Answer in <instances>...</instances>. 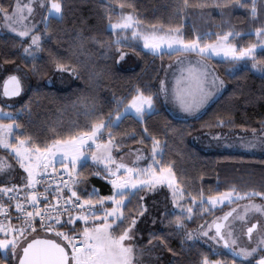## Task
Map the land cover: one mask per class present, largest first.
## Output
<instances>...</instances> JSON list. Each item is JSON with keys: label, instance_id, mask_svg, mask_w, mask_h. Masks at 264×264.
Segmentation results:
<instances>
[{"label": "snow or ice", "instance_id": "snow-or-ice-1", "mask_svg": "<svg viewBox=\"0 0 264 264\" xmlns=\"http://www.w3.org/2000/svg\"><path fill=\"white\" fill-rule=\"evenodd\" d=\"M126 6L134 7L119 0L117 4L105 5L108 21L105 28L111 30L112 36L108 41L100 42L101 48L107 53L114 47L118 53L117 62L127 55L123 46L135 38L142 39L144 48L154 54L163 51L195 54L199 59L195 66L189 64L187 71L195 83L197 99L194 104L181 100L186 112L199 108L213 92L224 86V81L208 63L217 56L222 55L230 61V67L226 69L229 76H235L243 67L245 73L259 74L264 78V60H258L256 54L258 49L264 50V22L245 33L236 31L230 24L232 11L239 7L247 10L252 22L261 20L259 10L264 8V0H250V3L244 0H201L194 5L201 9L202 14L212 9L219 11L222 19L218 27L221 30L214 34L215 39H208L213 35L211 31L197 32L192 39H185L182 27L166 30L155 24L145 27L138 14L124 10ZM187 7L188 0H184L183 8H178L177 14ZM37 8L40 10L38 20ZM64 12V0H27L26 3L16 0L8 8L0 5V17L3 19L0 27L16 35L18 39L13 46L22 49L25 60L33 61L29 68L32 73L43 71V66L36 61L49 36V23L63 20ZM41 24L43 29L37 31ZM129 31L131 37L126 35ZM253 32L255 42L246 46L239 43L238 37L252 35ZM78 39V47L83 50L84 37L78 34ZM91 39L95 41L97 38ZM249 60L250 65L247 63ZM50 62L62 73L78 75L81 70L77 64L61 62L55 57L50 56ZM177 62L182 63V58L178 56ZM19 71L17 67L4 78V97H16L24 91V77L16 74ZM98 75L95 71L89 72L90 78ZM160 83L158 93L146 95L137 88L135 95L123 107H120L123 101L117 100L116 108L107 117L93 120L85 124L84 130L55 138L43 147L34 143L31 137L13 136L14 130L22 128L11 119V112L0 107V117L9 121L4 123L0 119V147L8 153L7 157L0 156V174L16 172L17 165L22 170L19 182H12L14 177L10 175L7 182H0V264H12L17 257L19 264H150L157 257V246L167 247V236H158L150 231L147 242L137 244L138 225L149 213L146 195L165 186L169 190L172 207H165L159 213L160 223L181 235L182 245L195 243L197 239L204 240L205 244L211 241V254L222 257L210 260L204 255L200 264H264V219L249 220L253 214L264 217V203H256L253 199L258 197L264 201V191L249 189L241 192L233 185L223 191L210 188L208 191L213 194L207 196L203 188L193 194L174 171L175 164L164 162L166 141L150 135L147 127L143 128V135L136 142L143 145L150 139L149 155L145 156L142 148H129L124 154L121 141L133 139L136 132L119 133L117 138L113 129L133 112L142 122L145 112L154 110L157 96H167L164 81ZM232 123L230 117L217 119L220 126ZM251 131L252 135L247 139L242 137L238 143L225 144L224 147L264 152V121H261L259 134L255 128ZM105 135L106 139L103 138ZM215 138L219 141L224 137L216 133ZM89 155L93 165L100 168L95 175L103 173L104 179L111 184L110 195H101L94 186L80 188L86 179L81 168ZM129 156L130 162H126ZM143 160L147 163L141 166ZM141 191L143 195H139ZM236 200H246L247 203L229 208L222 216L204 221L195 230L187 228L188 222L197 216L208 215L217 210L218 205L232 204ZM152 223H156V217H152ZM77 224L80 225L78 229ZM38 230L55 234L61 242L38 236L33 239ZM244 238L246 242L242 245ZM168 251L174 250L168 247Z\"/></svg>", "mask_w": 264, "mask_h": 264}, {"label": "trees", "instance_id": "trees-1", "mask_svg": "<svg viewBox=\"0 0 264 264\" xmlns=\"http://www.w3.org/2000/svg\"><path fill=\"white\" fill-rule=\"evenodd\" d=\"M15 0H0V5L8 8ZM65 12L63 20H52L49 23V36L43 44V51L36 63L43 66L40 73L29 71L32 60H25L22 49L14 47L18 39L15 34L0 31V107L11 112V117L22 128L14 130V136L31 137L34 143L43 147L58 137H67L73 132L84 130L85 124L93 120L107 117L116 108L117 100H122L123 107L139 88L147 95L158 93L159 81L168 62L179 54L178 52L163 51L154 54L141 47L139 39H129L123 46L127 55L119 62L118 53L113 50L105 51L101 48V41H108L112 32L106 29L108 23L105 5L117 4L118 0H64ZM126 5L125 11H134L144 26L182 27L185 39H192L197 32H209L213 35L208 39H215V33L221 29V15L216 9L202 14L201 9L194 7L201 0H188L189 7L177 14L178 8H183L184 0H119ZM210 2V0H209ZM250 3V0H244ZM261 20L252 22L245 8L239 7L232 11L230 24L241 33L255 29L264 22V8L260 9ZM115 18V17H114ZM2 17H0V21ZM43 29L39 25L37 31ZM195 30V31H194ZM130 31L126 34L128 37ZM78 34L84 37V49L78 47ZM91 37L97 39L93 41ZM239 43L247 45L255 42L256 36L242 35L237 38ZM27 43V40L25 41ZM257 59L264 60V50H257ZM50 56L61 62L77 64L81 68L78 75L59 72ZM10 62V63H9ZM219 77L224 81L220 94L198 115L180 118L174 116L164 106L161 94L155 99L154 110L144 114L143 121L130 114L125 116L114 134L135 130L133 139L121 141L124 151L129 148L140 147L150 151L151 140L143 145L137 143L143 135V128L147 127L150 135L157 136L164 144L163 160L175 164L174 171L182 177L185 186L193 194L203 188L205 196L213 194L208 189L223 191L233 185L243 192L249 189L264 191V153H249L220 149H205L191 141V137L198 133L235 134L241 130L251 131L260 129L264 121V78L259 74L245 73V69L229 76L226 69L230 61L213 58L208 61ZM250 63V60L247 62ZM20 71L17 75L24 77V91L16 97L6 98L2 95L1 86L4 78L10 73ZM95 71L98 76L89 77V72ZM26 74V75H25ZM17 99L14 102H10ZM11 105V107H8ZM23 108L22 111H17ZM95 111H92V109ZM230 117L232 124L217 125L218 118ZM4 123L8 119L0 117ZM107 130H105L106 132ZM106 139V135L103 137ZM0 154L7 157L8 153L0 149ZM159 159V157H158ZM18 168V166H16ZM81 171L86 177L80 188L93 186L101 195L111 194V185L104 179L103 173L96 176L100 168L90 162L83 164ZM3 175L0 182H6ZM5 180V181H4ZM143 191L139 195H143ZM157 197L151 198L153 195ZM169 191L165 187L150 192L145 197L149 211L147 225L143 231L138 229L137 244H145L149 232L167 236V247L157 246V257L150 264H200L204 255L210 260L218 258L212 255L210 247L201 241L187 242L182 245L181 235L174 233L173 228L161 224L159 213L167 206ZM260 200V198H253ZM236 200L232 207L236 205ZM131 207V205H129ZM170 208V206H168ZM221 209V208H220ZM217 210L208 215L197 216L187 224V228H194L202 221L211 217ZM156 217V223H152ZM146 217H143L145 219ZM141 219V220H143ZM80 227L77 224V229ZM142 237V238H141ZM168 247L174 251L169 252ZM0 255H2L0 253ZM11 261V257L9 256ZM148 258H146L147 260ZM229 261L232 257L228 256ZM15 264V261L12 262Z\"/></svg>", "mask_w": 264, "mask_h": 264}, {"label": "rangeland", "instance_id": "rangeland-1", "mask_svg": "<svg viewBox=\"0 0 264 264\" xmlns=\"http://www.w3.org/2000/svg\"><path fill=\"white\" fill-rule=\"evenodd\" d=\"M21 2L23 3H26L27 0H21ZM16 3V0L14 1V4ZM40 18V10L39 8H37V14H36V19L38 20ZM3 24V19L0 21V25ZM0 31L3 32V31H8V29L6 28H2L0 27ZM11 33V32H10ZM254 33V32H253ZM14 34V33H13ZM129 37H131V32L129 33ZM136 39H139V41L141 42V47L148 51V52H151L153 53L152 51H150L149 49H146L144 48V43H143V40L140 39V38H136ZM164 47V46H162ZM168 52V51H167ZM181 57L182 58V63L181 62H177V57ZM216 59H224L223 56H217L215 57ZM198 60V57L193 55V53H182V54H179L177 55L176 57H174L170 62H168L165 66V71H164V75H163V79H164V86L166 87L167 89V95L170 96L171 93H173V95L175 94V90L174 91H171V87H173L171 85V81H170V78L173 80V85L174 87L182 90V87L184 85V83H181V81L186 78V82L188 83L189 81L192 82V79L190 77V74L189 72L187 71L188 69V66L189 64L193 65V61L196 63V61ZM249 65L251 64V61L250 63H248ZM171 76V77H170ZM189 80V81H188ZM164 87V88H165ZM223 89V87H222ZM185 102H189L190 101V97L188 96H183L182 98ZM195 101H196V98H193ZM17 99L13 100V101H10L11 103L16 101ZM181 102V101H180ZM178 104V103H177ZM177 104L175 105V103H168L167 104V109L168 111H170L174 116L176 117H180V118H186V117H191V115H197L199 114L202 110H196L194 109L193 111L191 112H186L182 106L179 104L177 106ZM180 106V108H179ZM133 114L136 118H138L135 113H131ZM259 130L260 129H257V134H259ZM252 135V131H247V130H241V131H238L236 132L235 134H229V135H226V134H221L222 137H224L223 139L221 140H217L215 137H216V133H198V134H195L191 137V141L192 143L200 146V147H203L205 149H220V150H230V151H241V152H249V153H264V152H261L259 149H255V150H252V151H247V150H244V149H237V148H225L224 145L225 144H231V143H238L239 142V139L240 138H245L247 139L248 137H250ZM14 136V134H13ZM2 148V147H1ZM134 148H140V147H134ZM143 149V148H142ZM129 151V150H128ZM127 152H124V154H127ZM150 152H146L144 151V155L145 156H148ZM147 154V155H146ZM119 155V154H117ZM0 156H2L0 154ZM130 159L131 157L129 156L128 160L126 162H130ZM87 162H90L92 165V161L90 159V155H89V159ZM141 163V166H143L144 164L147 163V160H143L140 162ZM18 166V165H17ZM96 167V166H95ZM17 168V167H16ZM20 172H22V170H19V167L17 168V171L16 172H13L14 173V178H18V180H13L12 182H19V174ZM9 174V173H8ZM11 174V173H10ZM3 175L5 174H0V177H2ZM5 181V180H4ZM7 182V181H6ZM111 185V184H110ZM165 188L167 189V187L165 186ZM169 191V190H168ZM154 197H157V195H153L151 196V198H154ZM168 201L166 200L164 203L167 205L166 207L170 206V208L172 207L171 205V200H170V195H168ZM256 203H264V201L262 200H255ZM245 203H247V201H238L236 203V205L232 208H235L237 205H241L243 206ZM108 207H110L111 205L108 204L107 205ZM232 204H228V203H225L224 205H218L217 208H219V211L217 213H214L211 217H209L208 219L204 220V221H211L213 219V217H219V216H222L224 214V212H227L229 210V208H231ZM221 208V209H220ZM241 211H243V208L241 207ZM150 212H153V208L149 211L148 215L150 214ZM148 215L145 216L146 218L143 219V220H140L139 221V225H138V229L143 231L144 228L146 227L147 225V218H148ZM258 219H264V217H261L259 215H256V214H253L249 217V220L250 222L252 221H255V220H258ZM204 221H202L199 225H201L202 223H204ZM102 223V221H101ZM197 225L196 227L194 228H190V229H197L198 226ZM207 225H205L206 227ZM237 227H239V224L237 225ZM39 233V232H38ZM42 233V237H48V238H53V239H56L57 242H61V240L59 238H57L55 236V234L53 233H44V232H41ZM37 234V233H36ZM50 236V237H49ZM196 241H201L203 243L204 240L202 239H197ZM246 242V238H244L242 241H241V244L243 245L244 243ZM64 244H67V241H63ZM211 241L206 244L208 245L209 247L211 246ZM69 251H70V247H69ZM18 258V257H17ZM16 258V259H17Z\"/></svg>", "mask_w": 264, "mask_h": 264}, {"label": "crops", "instance_id": "crops-1", "mask_svg": "<svg viewBox=\"0 0 264 264\" xmlns=\"http://www.w3.org/2000/svg\"><path fill=\"white\" fill-rule=\"evenodd\" d=\"M193 55H195V54H193ZM196 56V55H195ZM199 59V58H198ZM192 64H194V66L196 65V63L193 61V63ZM212 67V66H211ZM164 71H165V68H164ZM164 71H163V73H164ZM162 73V75H161V78H160V81H159V88L161 87V80H163L164 81V79H163V74ZM215 73L217 74V72L215 71ZM218 75V74H217ZM219 76V75H218ZM171 77V76H170ZM209 79H211V77H209ZM170 81H171V85L173 86V87H171V91H174L175 90V94L173 95V93H171V95L170 96H165L164 94H161V97H162V100H163V103H164V106L166 107V109H167V104L168 103H175V105L177 104V106L180 104L181 105V100H183L182 98H183V96H188V97H190V101L188 102V103H195V100L193 99V98H196L197 99V96H196V94H195V91H194V89H195V83H194V81L192 80V82H190L189 80V82L187 83L186 82V78H184L182 81H181V83H184V85H183V87H182V90H180V89H178V88H176V87H174V85H173V80L170 78ZM165 87V86H164ZM224 87V86H223ZM165 90H166V92H167V89H166V87H165ZM222 91V88H220L218 91H215V92H213V94L199 107V108H195L196 110H204L206 107H207V105L208 104H210L219 94H220V92ZM179 108H180V106H179ZM168 110V109H167ZM201 111V112H202ZM170 112V111H169ZM200 112V113H201ZM146 113V112H145ZM199 113V114H200ZM133 115V114H132ZM198 115V114H197ZM193 116H196V115H191V117H193ZM0 149H3V148H1L0 147ZM128 151V150H127ZM127 151H124V152H127ZM150 152V151H149ZM147 155V154H146ZM10 176H14V173L12 172L11 173V175ZM13 180H18V178L16 177V178H14ZM0 235H2V234H0ZM37 236L38 237H42V233H38L37 232V234L35 235V236H33L32 238L33 239H35V238H37ZM50 237V236H49ZM48 238V237H47ZM51 238V237H50ZM22 250V249H21ZM2 254V253H1ZM17 261H18V258L15 260V264H17Z\"/></svg>", "mask_w": 264, "mask_h": 264}, {"label": "water", "instance_id": "water-1", "mask_svg": "<svg viewBox=\"0 0 264 264\" xmlns=\"http://www.w3.org/2000/svg\"><path fill=\"white\" fill-rule=\"evenodd\" d=\"M1 91H3V83H2V86H1ZM6 98H8V97H6ZM11 98H13V97H11ZM40 238H43V239H52V238H47V237H40ZM21 254H22V250H21ZM17 264H19V260L17 261Z\"/></svg>", "mask_w": 264, "mask_h": 264}, {"label": "built area", "instance_id": "built-area-1", "mask_svg": "<svg viewBox=\"0 0 264 264\" xmlns=\"http://www.w3.org/2000/svg\"><path fill=\"white\" fill-rule=\"evenodd\" d=\"M57 167H58V165H57ZM40 190L42 191L43 189H40ZM13 214H15V213H13ZM37 232L41 233V232H43V230H38Z\"/></svg>", "mask_w": 264, "mask_h": 264}]
</instances>
